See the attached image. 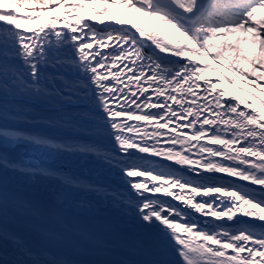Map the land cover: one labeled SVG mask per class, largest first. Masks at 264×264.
Returning <instances> with one entry per match:
<instances>
[{
  "label": "snow or ice",
  "instance_id": "6c2138e0",
  "mask_svg": "<svg viewBox=\"0 0 264 264\" xmlns=\"http://www.w3.org/2000/svg\"><path fill=\"white\" fill-rule=\"evenodd\" d=\"M38 104L58 114L41 116ZM10 119L75 124L107 144L24 134ZM22 144L91 156L122 190L22 164L11 155ZM9 171L70 190L79 198L69 207L90 217L98 209L86 198L97 196L124 222L81 220L5 180L0 264H264V0H0V173ZM12 214L79 237L95 258L34 247L8 228Z\"/></svg>",
  "mask_w": 264,
  "mask_h": 264
},
{
  "label": "bare ground",
  "instance_id": "6f19581e",
  "mask_svg": "<svg viewBox=\"0 0 264 264\" xmlns=\"http://www.w3.org/2000/svg\"><path fill=\"white\" fill-rule=\"evenodd\" d=\"M37 26L38 25L36 24L28 25V27H32V28ZM238 94L242 95V93H238ZM28 124L29 127H31V131H32L31 133L41 132L56 137L60 140H66L73 143L80 141L69 140V135L71 134L86 135L83 129L77 126L68 127L64 125L62 127L51 128V127H46L45 124L42 123L39 119L35 121H31ZM89 135H92L96 139H99L102 143L107 144V140L103 134L100 135L89 134ZM11 155H13L14 158H16L18 161L22 162V164H25L29 167L39 165L41 167L56 168L62 172H71L72 174L80 177L83 181L100 183L102 185L109 186L110 189L120 188L122 190V186L120 185L119 181L114 179L107 172L104 165L100 164L91 156L85 157L80 155H75V156L57 155L48 152H41L33 149L28 145H23V144L15 148L11 152ZM166 162H167L166 164L172 163L170 161H166ZM176 167L178 169L181 168V166L178 165ZM188 175L193 180L197 179L193 173H188ZM5 180L10 189L17 191L22 196L26 198L47 199L55 203L57 207L67 208L70 214L78 217L81 220H85V221L94 220L98 225H108V226H119L124 222L123 217L115 208H113L110 204H106L105 201H103L101 198L97 196H88L86 198L87 201L91 203L94 211L98 209V211L95 212V215L90 217L88 215L87 209H77L74 207H69L70 201L79 198L77 194L71 192L70 190H63L59 187L53 186L48 181H44L39 177L33 180L26 175L20 174L19 172L9 171L6 174L0 173V182H4ZM240 183L245 184L247 182L240 181ZM56 197H60V199L57 200ZM173 203H178V202L174 201ZM22 237L34 247L49 249L58 252L49 245L46 246L40 243L39 241H35L34 239L29 238L27 236L26 237L22 236ZM9 252L11 254L12 252L11 248H9Z\"/></svg>",
  "mask_w": 264,
  "mask_h": 264
},
{
  "label": "rangeland",
  "instance_id": "374dc122",
  "mask_svg": "<svg viewBox=\"0 0 264 264\" xmlns=\"http://www.w3.org/2000/svg\"><path fill=\"white\" fill-rule=\"evenodd\" d=\"M28 25H34V24H25V25H23V27H28Z\"/></svg>",
  "mask_w": 264,
  "mask_h": 264
},
{
  "label": "trees",
  "instance_id": "16d2710c",
  "mask_svg": "<svg viewBox=\"0 0 264 264\" xmlns=\"http://www.w3.org/2000/svg\"><path fill=\"white\" fill-rule=\"evenodd\" d=\"M23 11V10H22Z\"/></svg>",
  "mask_w": 264,
  "mask_h": 264
}]
</instances>
